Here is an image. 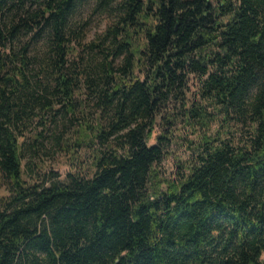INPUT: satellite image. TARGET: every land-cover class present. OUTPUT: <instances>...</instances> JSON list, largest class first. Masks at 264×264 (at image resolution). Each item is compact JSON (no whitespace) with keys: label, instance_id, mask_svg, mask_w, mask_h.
<instances>
[{"label":"trees","instance_id":"obj_1","mask_svg":"<svg viewBox=\"0 0 264 264\" xmlns=\"http://www.w3.org/2000/svg\"><path fill=\"white\" fill-rule=\"evenodd\" d=\"M87 1L0 0V264H264V0H100L89 58Z\"/></svg>","mask_w":264,"mask_h":264},{"label":"rangeland","instance_id":"obj_2","mask_svg":"<svg viewBox=\"0 0 264 264\" xmlns=\"http://www.w3.org/2000/svg\"><path fill=\"white\" fill-rule=\"evenodd\" d=\"M100 0H88L83 4L74 18V23H76L78 29L83 33L82 34V44L78 47L89 58L90 50L86 47L87 44L92 41L97 40L100 35H102L107 27L113 23L114 15L112 12H108L101 7H98ZM190 101L198 98V89L197 86L191 83L190 91L188 94ZM216 125L211 127V131L216 130ZM158 128L153 137L158 134ZM33 132H29L28 136H31ZM201 131L195 129L194 127L185 126L183 122L178 124V128L174 130V137L172 144L169 147L168 153L164 160L159 164L158 170L164 176L168 178H174L180 161H186L191 157L192 148L196 143L199 142V137ZM193 140L194 143L190 141ZM150 143H155V139H151ZM49 153L47 155L46 164L42 168H34L32 171L27 165H25V174L24 178L34 183L38 179L43 178L44 176H50L51 173H59L62 177L70 171H74V165L72 158L69 155H66L65 152L60 151L55 148L53 145H49ZM81 161L77 165V168L82 167L84 162L88 159L89 152L84 149L80 153ZM46 157V156H45ZM29 158V157H28ZM28 158H25L24 164ZM166 177V178H167ZM8 195V190L5 187L0 186V199Z\"/></svg>","mask_w":264,"mask_h":264}]
</instances>
